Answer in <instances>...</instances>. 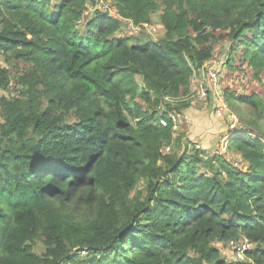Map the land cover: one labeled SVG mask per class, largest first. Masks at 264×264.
<instances>
[{"label":"trees","instance_id":"1","mask_svg":"<svg viewBox=\"0 0 264 264\" xmlns=\"http://www.w3.org/2000/svg\"><path fill=\"white\" fill-rule=\"evenodd\" d=\"M99 1L0 0V59L27 66L14 84L0 67V264H264L262 137L239 118L238 169L159 123L217 32L226 65L240 53L260 81L264 0H111L139 29L161 10L156 43L113 37L107 13L81 30ZM224 94L264 119L259 99ZM239 239L247 260L226 263L214 244Z\"/></svg>","mask_w":264,"mask_h":264},{"label":"rangeland","instance_id":"2","mask_svg":"<svg viewBox=\"0 0 264 264\" xmlns=\"http://www.w3.org/2000/svg\"><path fill=\"white\" fill-rule=\"evenodd\" d=\"M102 1L111 2V0ZM102 4L103 3H99L96 7L88 6L78 25L81 30L85 29V25L89 20L94 19L96 13H107L109 16L119 19L120 22V29L113 36L115 38L128 39L130 43H156L161 39L163 35V27L159 20L161 10L151 14V23L149 27L146 29H139L129 20H124L117 16V11L113 6L112 8L115 10V13L113 10L112 12L105 11L102 8ZM219 34L220 33L217 32L214 40L211 42L214 50L211 62H214L218 68V83L220 85V90L223 92V99L225 102L227 101L226 103L230 110L233 111L243 122L244 128L254 133L253 136L260 135L264 142V119L255 123L256 118L251 107L237 103L232 99L228 101L227 96L224 94V91L226 90L231 92L234 98L239 95H252L264 103V76H260V81L258 82V78L255 77L254 73L247 67V64L242 61L240 53H238L232 66H227L225 60L229 50V44L227 39L219 37ZM0 67L8 70L13 84L16 82L14 79H17V76L23 74L27 70V66L22 62H5L3 59H0ZM203 72V74L199 73L198 76L191 79L189 99L183 102L188 103L189 107L187 109H182V111L179 112L177 109L183 103L176 104L173 101L171 103L173 107L169 110L172 112L174 111V113L178 115V125L176 124L177 128L175 129L176 133L183 134L185 140H189L194 147L206 150L204 151L206 155H217V152L220 150L221 139L225 134H227L226 127L228 122L226 119L217 118L215 110L216 106L213 103L214 100L212 102L210 95H208L205 100H199L196 96L195 89L199 84H201V88H206L208 90V83L204 76L206 71ZM14 89L17 88H12L10 90V94H8L9 96L17 95V92H15ZM200 89L197 90L198 94ZM1 123L2 118L0 117V124ZM165 151L168 152L169 148H165ZM224 158L228 163L232 164L233 167L245 169V164L239 161L240 158L230 145ZM235 163L238 165H234ZM142 187L143 186L140 185V188ZM214 246L220 250L221 258L226 263L234 262L231 243H215ZM34 252L38 255H42L44 253V246L41 242H36Z\"/></svg>","mask_w":264,"mask_h":264},{"label":"built area","instance_id":"3","mask_svg":"<svg viewBox=\"0 0 264 264\" xmlns=\"http://www.w3.org/2000/svg\"><path fill=\"white\" fill-rule=\"evenodd\" d=\"M99 3H103L102 8L105 11L112 12L113 8H112V5L110 2L100 1ZM113 11L115 13V10H113ZM117 16H118V14H117ZM203 71H206L204 76H205V80L208 83V90L206 88H201V84H199L198 87L195 89V93H196V96L198 97L199 100H205L208 97V95H210L212 102L214 100L213 103L216 106L215 110H216L217 118L226 119L228 122L227 127H226L227 134H225L222 137L221 144H220V150H219V152H217V155L226 156L228 144H229V141H228L229 137L233 133H237L239 131H242L241 123H240L238 116L233 111L230 110L227 103L223 99V92L220 90V85L218 83V79H219L218 68L216 67L214 62L210 61V62L204 64V66L201 68L199 73L203 74L204 73ZM196 76H198V72H194L192 78H194ZM198 89H200L199 94L197 93ZM163 102H168L171 104L173 102V100L165 97ZM158 111L159 112L164 111L163 103H161L158 106ZM166 115H167V117H166L167 119L161 118L159 120L160 125L163 127L167 126L168 125L167 120L170 119L173 122V130H175L177 128L175 114L172 111L168 110V111H166ZM234 165L237 166L238 164L235 163ZM230 243H231L232 253H233V256L235 257L236 261L237 262H245L247 260L246 253L250 250L251 244L248 243V241L245 239H239V240H236V241L230 242ZM250 262H248V263L252 264Z\"/></svg>","mask_w":264,"mask_h":264},{"label":"clouds","instance_id":"4","mask_svg":"<svg viewBox=\"0 0 264 264\" xmlns=\"http://www.w3.org/2000/svg\"><path fill=\"white\" fill-rule=\"evenodd\" d=\"M100 2V1H99ZM105 2V1H104ZM106 2H109V1H106ZM99 4V3H98ZM113 6V5H112ZM114 7V6H113ZM115 9V8H114ZM118 14V13H117ZM118 16H119V14H118ZM210 62V61H209ZM208 63V62H207ZM206 64V63H205ZM241 127H242V125H241Z\"/></svg>","mask_w":264,"mask_h":264}]
</instances>
